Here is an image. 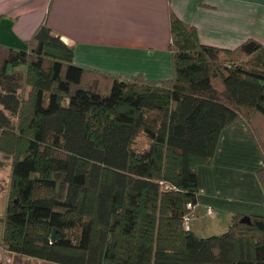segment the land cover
Returning a JSON list of instances; mask_svg holds the SVG:
<instances>
[{"label":"trees","instance_id":"obj_1","mask_svg":"<svg viewBox=\"0 0 264 264\" xmlns=\"http://www.w3.org/2000/svg\"><path fill=\"white\" fill-rule=\"evenodd\" d=\"M166 46L172 74L152 79L75 63L48 12L22 47L0 43L2 250L58 264H264V214L234 213L210 235L183 225L225 128L246 119L264 159V44L206 45L172 14ZM256 176L264 192V164Z\"/></svg>","mask_w":264,"mask_h":264},{"label":"crops","instance_id":"obj_2","mask_svg":"<svg viewBox=\"0 0 264 264\" xmlns=\"http://www.w3.org/2000/svg\"><path fill=\"white\" fill-rule=\"evenodd\" d=\"M47 12L53 30L73 46L75 63L125 76L172 74L166 46L172 14L194 24L201 42L233 48L252 37L264 43V0H0V43L22 47ZM263 164L246 120L225 128L213 163L197 167L191 228L224 230L234 213L264 214L256 176Z\"/></svg>","mask_w":264,"mask_h":264},{"label":"rangeland","instance_id":"obj_3","mask_svg":"<svg viewBox=\"0 0 264 264\" xmlns=\"http://www.w3.org/2000/svg\"><path fill=\"white\" fill-rule=\"evenodd\" d=\"M258 41H260V40H258ZM260 42L263 43L262 41H260ZM202 43L206 44V45L224 48L223 46L213 45V44H209L206 42H202ZM241 119L246 120L244 118H241ZM247 123H248V121H247ZM248 126L250 127L249 123H248ZM250 129H251V127H250ZM251 132H252V130H251ZM147 142H148V139L142 134V135H140L139 138H137L136 145L139 147H146ZM11 163H12V157L0 151V216L2 215V212H4V208H5V204H6L5 201H6V198L8 197L7 194H8V191L10 189ZM197 196H198V194H197ZM197 201H198V197H197ZM186 207L188 209V212L185 214V222H183V225L186 226L187 228H189V227H191L190 226L191 217L197 211L196 210L197 204L193 205L192 203L191 204L188 203ZM206 216H208V215H206ZM186 220H188V221H186ZM188 225H189V227H188ZM187 228H185V229H187ZM220 228L221 227H219L218 230L214 229V230H210V231L209 230L197 231V233L199 232L198 234H200V235H210V234H214V233L217 234V233L225 231V229L223 230ZM3 229H4V224L0 220V242H1V237L3 234ZM52 234H53V232H52ZM52 240H55V239L52 238ZM0 264H58V263L51 262V261L44 260V259H38L35 257L32 258V257H28V256L18 255V254H15V253H12V252H9L6 250H2V248L0 246Z\"/></svg>","mask_w":264,"mask_h":264},{"label":"water","instance_id":"obj_4","mask_svg":"<svg viewBox=\"0 0 264 264\" xmlns=\"http://www.w3.org/2000/svg\"><path fill=\"white\" fill-rule=\"evenodd\" d=\"M242 220H243V221H249V217H248V215L244 216V217L242 218ZM52 238H53V239H56V234H55V232H53V234H52Z\"/></svg>","mask_w":264,"mask_h":264},{"label":"built area","instance_id":"obj_5","mask_svg":"<svg viewBox=\"0 0 264 264\" xmlns=\"http://www.w3.org/2000/svg\"><path fill=\"white\" fill-rule=\"evenodd\" d=\"M186 221H188V220H186ZM188 227H189V225H188Z\"/></svg>","mask_w":264,"mask_h":264}]
</instances>
